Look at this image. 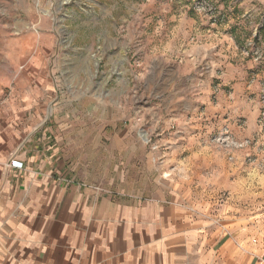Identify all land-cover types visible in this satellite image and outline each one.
Listing matches in <instances>:
<instances>
[{"label":"rangeland","instance_id":"1","mask_svg":"<svg viewBox=\"0 0 264 264\" xmlns=\"http://www.w3.org/2000/svg\"><path fill=\"white\" fill-rule=\"evenodd\" d=\"M239 3L0 0V125L21 119L67 181L143 204L174 195L211 234L263 251L264 7L251 18ZM186 64L183 89L159 83Z\"/></svg>","mask_w":264,"mask_h":264},{"label":"crops","instance_id":"2","mask_svg":"<svg viewBox=\"0 0 264 264\" xmlns=\"http://www.w3.org/2000/svg\"><path fill=\"white\" fill-rule=\"evenodd\" d=\"M239 6L254 18L264 0ZM188 64L159 71V83L183 89L196 75ZM205 66L214 68L208 60ZM176 104L189 107L185 99ZM14 110L25 117L23 104ZM20 122L0 125V264H264L259 246L226 229L211 234L174 195L143 204L65 180L71 174L32 149Z\"/></svg>","mask_w":264,"mask_h":264},{"label":"built area","instance_id":"3","mask_svg":"<svg viewBox=\"0 0 264 264\" xmlns=\"http://www.w3.org/2000/svg\"><path fill=\"white\" fill-rule=\"evenodd\" d=\"M13 167H21V164L18 163V162H12V165ZM252 243H256V240H252ZM261 259L264 261V250L262 251L261 253Z\"/></svg>","mask_w":264,"mask_h":264},{"label":"bare ground","instance_id":"4","mask_svg":"<svg viewBox=\"0 0 264 264\" xmlns=\"http://www.w3.org/2000/svg\"><path fill=\"white\" fill-rule=\"evenodd\" d=\"M143 136V135H142Z\"/></svg>","mask_w":264,"mask_h":264}]
</instances>
